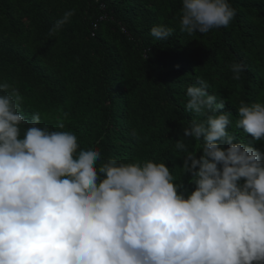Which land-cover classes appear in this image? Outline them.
<instances>
[{
    "label": "clouds",
    "instance_id": "1",
    "mask_svg": "<svg viewBox=\"0 0 264 264\" xmlns=\"http://www.w3.org/2000/svg\"><path fill=\"white\" fill-rule=\"evenodd\" d=\"M181 12L189 35L236 16L229 0H182ZM73 15L65 11L50 34ZM174 31L160 24L150 35ZM230 67L240 80L243 62ZM208 89L187 87L184 111L203 119L183 124L175 143L195 185L187 192L165 162L98 164V148L41 126L20 90L0 82V264H264V151L236 142L233 113ZM237 112L235 127L264 142V99Z\"/></svg>",
    "mask_w": 264,
    "mask_h": 264
},
{
    "label": "trees",
    "instance_id": "2",
    "mask_svg": "<svg viewBox=\"0 0 264 264\" xmlns=\"http://www.w3.org/2000/svg\"><path fill=\"white\" fill-rule=\"evenodd\" d=\"M229 3L230 25L189 35L179 27L182 0H0V82L20 90L41 126L74 133L82 150L98 148V164L165 162L190 192L175 143L184 125L203 118L184 111L187 87L206 82L225 99L220 111L233 113L236 142L264 151L235 127L242 101L264 99V0ZM67 10L70 22L50 34ZM160 24L175 30L167 40L150 35ZM236 62L245 65L240 80L232 78Z\"/></svg>",
    "mask_w": 264,
    "mask_h": 264
}]
</instances>
